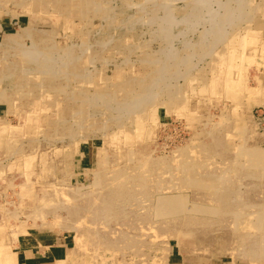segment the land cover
<instances>
[{
  "label": "rangeland",
  "instance_id": "rangeland-1",
  "mask_svg": "<svg viewBox=\"0 0 264 264\" xmlns=\"http://www.w3.org/2000/svg\"><path fill=\"white\" fill-rule=\"evenodd\" d=\"M27 232L264 264V0H0L1 263Z\"/></svg>",
  "mask_w": 264,
  "mask_h": 264
},
{
  "label": "crops",
  "instance_id": "crops-1",
  "mask_svg": "<svg viewBox=\"0 0 264 264\" xmlns=\"http://www.w3.org/2000/svg\"><path fill=\"white\" fill-rule=\"evenodd\" d=\"M68 250L69 242L65 237L27 232L16 240L11 253L14 254V264H62ZM167 264H182V261L172 255Z\"/></svg>",
  "mask_w": 264,
  "mask_h": 264
},
{
  "label": "bare ground",
  "instance_id": "bare-ground-1",
  "mask_svg": "<svg viewBox=\"0 0 264 264\" xmlns=\"http://www.w3.org/2000/svg\"><path fill=\"white\" fill-rule=\"evenodd\" d=\"M234 54H235V53H234ZM233 57H234V56H233ZM88 188H89V187H88ZM225 197H226V196H225ZM226 199H227V198H226ZM125 203H126V202H125ZM163 204H164V203H163ZM108 205H109V204H108ZM162 206H163V205H162ZM165 206H166V204H165ZM166 207H167V206H166ZM166 207H165V208H166ZM162 213H163V212H162ZM171 213H172V212H171ZM10 222H11V221H10ZM22 228H23V227H22ZM47 228H48V227H47ZM51 228H52V227H51ZM49 230H50V229H49ZM13 232H15V231H13ZM13 234H14V233H13ZM1 246H2V245H1ZM33 246H34V245H33ZM0 251H1V250H0ZM13 255H14V254H13ZM7 257H8V256H7ZM13 258H14V257H13ZM8 259H9V260H8V263H6V261H3V263L0 262V264H5V263H6V264H14V262H13L14 260H12L11 258H8Z\"/></svg>",
  "mask_w": 264,
  "mask_h": 264
}]
</instances>
